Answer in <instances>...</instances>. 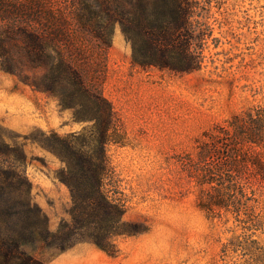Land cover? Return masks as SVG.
I'll use <instances>...</instances> for the list:
<instances>
[{
  "label": "trees",
  "instance_id": "trees-1",
  "mask_svg": "<svg viewBox=\"0 0 264 264\" xmlns=\"http://www.w3.org/2000/svg\"><path fill=\"white\" fill-rule=\"evenodd\" d=\"M67 1L71 15L44 0H0L1 68L55 97L61 108L71 109L73 119L91 123L63 134L39 130L38 137L9 135L0 124V264H46L87 235L108 250L110 238L122 232L123 210L104 186L110 170L106 144L116 140V114L102 84L117 24L133 64L177 72L197 68L191 0ZM36 70L40 75L27 73ZM27 142L46 147L62 164L55 177L69 189L70 219L55 229L33 197L24 167ZM180 156L196 187L197 206L229 232L223 257L264 264L258 238L264 215L256 212L264 190V105L249 106L204 130L193 150Z\"/></svg>",
  "mask_w": 264,
  "mask_h": 264
},
{
  "label": "rangeland",
  "instance_id": "rangeland-1",
  "mask_svg": "<svg viewBox=\"0 0 264 264\" xmlns=\"http://www.w3.org/2000/svg\"><path fill=\"white\" fill-rule=\"evenodd\" d=\"M44 1L71 15L67 0ZM191 1L198 56L192 71L133 64L130 44L115 26L102 84L116 114V140L106 144L110 170L104 186L123 210L122 232L110 238L108 250L87 235L48 255L46 264H248L241 256L223 257L229 232L197 206L196 187L179 158L193 150L204 130L264 105V0ZM0 124L9 135L38 137L39 130L63 134L91 123L73 119L55 97L0 65ZM25 150L34 200L55 229L70 219L69 189L55 177L61 161L37 143L27 142ZM256 205L264 215V190ZM258 233L264 243V230Z\"/></svg>",
  "mask_w": 264,
  "mask_h": 264
}]
</instances>
